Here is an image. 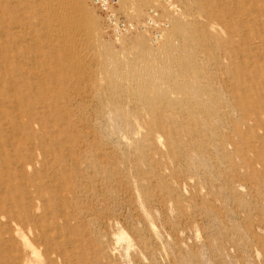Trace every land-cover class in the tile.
<instances>
[{"label": "rangeland", "instance_id": "rangeland-1", "mask_svg": "<svg viewBox=\"0 0 264 264\" xmlns=\"http://www.w3.org/2000/svg\"><path fill=\"white\" fill-rule=\"evenodd\" d=\"M69 1L70 40L100 41L110 57L108 64L98 52L86 60L71 88L80 104L42 133L43 145L58 143L64 159L31 154L49 190L37 232L67 253L64 264H264V143L253 137L263 130L250 119L241 123L222 80L231 47H244L253 32L236 17L229 22L239 31L230 32L204 0H173L169 12L158 8L164 0H118V12L137 27L120 41L93 0ZM151 7L170 22L163 41L143 30ZM249 17L264 27L263 18ZM155 61L162 69L147 67ZM154 74L158 86L148 89ZM44 258L38 254L34 264Z\"/></svg>", "mask_w": 264, "mask_h": 264}, {"label": "bare ground", "instance_id": "bare-ground-1", "mask_svg": "<svg viewBox=\"0 0 264 264\" xmlns=\"http://www.w3.org/2000/svg\"><path fill=\"white\" fill-rule=\"evenodd\" d=\"M82 1L87 2V0ZM228 1L225 8L220 7L222 6L221 0H204V3L209 14L221 23L224 22L230 32L239 31L232 24V20L229 22L230 17H236L239 28L247 26L253 33L252 37L243 44L244 47L235 45L231 47L232 59L229 61L228 75L231 83L229 79L227 80V75L222 76V80L225 81L229 93L234 95L235 105L241 110V123L250 119L255 128L263 130L262 135H253L255 140L263 144L264 121L261 119V113L264 112V27L258 28L260 23L249 16L256 15L258 17L256 19H264V0ZM36 2L34 0H0V264H34L38 254L45 257L42 261H38V264L68 263V255L63 249L57 245L55 247L49 245L53 238L46 236L43 231L38 233L36 230L40 226L39 222L48 215L46 197L48 189L45 182L38 180L37 161L32 158L31 154L54 153L60 156L61 160L64 159L58 143L43 145L42 133L46 134L48 128L53 126L51 124L53 119L64 121L72 115L70 110L67 111V107L71 105L78 107L80 104L77 98L72 97L71 92L74 88L72 85H75L72 82L74 74L76 73L77 76V73L82 71L86 60L88 58L91 60L90 56L94 57V54L97 57L98 52V58L108 64L110 57L100 41V45L97 46L84 42L75 44L70 40L67 32L75 20H71L70 15L68 16L72 6L69 0H46V2L44 0L45 3L40 2L41 5H37ZM164 2V8L160 5L158 7L162 12L176 9L177 5L173 0H164ZM93 4L96 6L94 0ZM96 8L98 9L97 6ZM112 9L118 12V1L116 5H112ZM222 9L227 11L224 18L221 15ZM138 10L136 9L135 13L138 14ZM103 16L107 24L104 13ZM49 19H53L55 23L58 22V25L47 24ZM148 19H151L149 9L143 23L145 31L151 30ZM77 22L80 21L77 20ZM169 23L168 21L163 24L159 23L161 31L156 37L161 38L162 41L165 36L163 34L169 29ZM73 26L76 27V25ZM164 26L168 28L163 31ZM107 28L110 30L108 24ZM110 32L120 41L125 35L123 33L113 34L111 30ZM144 36L146 37V34ZM98 39L96 37V40ZM156 61L151 65L148 63L147 67H153L150 68L152 71L155 68H161L162 63L158 65ZM166 69L165 66L164 73L168 71ZM105 74L106 78L110 75L108 71ZM154 76L155 74L150 75L148 89L152 88L151 86L156 89L158 86L156 83L158 77ZM109 77L114 78V74ZM107 79L111 82V79ZM80 88L82 86H79V90ZM259 91L263 95H260ZM35 124H38V129H35ZM235 130L241 134L242 138H245L238 126ZM71 138L76 139L75 136ZM253 162L258 163L257 160ZM262 166L264 167V163ZM25 227H28L27 234L24 232Z\"/></svg>", "mask_w": 264, "mask_h": 264}, {"label": "built area", "instance_id": "built-area-1", "mask_svg": "<svg viewBox=\"0 0 264 264\" xmlns=\"http://www.w3.org/2000/svg\"><path fill=\"white\" fill-rule=\"evenodd\" d=\"M117 1L118 0H94L99 11L106 15L107 24L113 34L131 33L136 29L134 21L122 13L115 12L112 9V5H116ZM149 11L151 12V19H148L149 28H151L154 35L159 36L161 31L159 23H166V20L160 17V12L157 8L151 7ZM157 20L159 21L157 22Z\"/></svg>", "mask_w": 264, "mask_h": 264}]
</instances>
